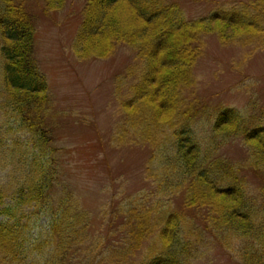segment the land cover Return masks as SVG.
Here are the masks:
<instances>
[{
    "label": "trees",
    "instance_id": "16d2710c",
    "mask_svg": "<svg viewBox=\"0 0 264 264\" xmlns=\"http://www.w3.org/2000/svg\"><path fill=\"white\" fill-rule=\"evenodd\" d=\"M65 2L0 0V171L9 178H0V264H194L203 243L237 264H264V109L221 110L210 123V143L244 138L243 167L203 149L191 116L205 37L264 49V0L192 21L175 0H87L74 49L81 59L133 51L118 138L158 150L148 169L154 191L113 202L102 214L105 231L93 230L62 181L49 85L35 56L33 6L49 14ZM244 168L260 182L257 198Z\"/></svg>",
    "mask_w": 264,
    "mask_h": 264
},
{
    "label": "rangeland",
    "instance_id": "374dc122",
    "mask_svg": "<svg viewBox=\"0 0 264 264\" xmlns=\"http://www.w3.org/2000/svg\"><path fill=\"white\" fill-rule=\"evenodd\" d=\"M175 1L192 21L232 11L254 0ZM86 2L66 0L64 7L49 14L33 6L37 19L35 56L49 85L62 181L91 214L93 230L105 231L107 222L102 214L113 202L117 205L127 197L154 191L148 169L154 168L158 150L132 138H118L124 132V105L129 99L122 75L134 60L133 51L123 46L110 59H81L74 49ZM233 42L223 43L215 35L205 37L203 54L193 69L197 100L193 103L197 105L191 116H196L192 128L203 149L208 151L212 146L215 157L243 167L249 161V147L243 137L226 141L218 137L217 144L210 143V123L221 110L252 116L264 109V49ZM244 173L251 195L257 198L260 182L251 177L248 168ZM7 176L8 171H0L1 182L7 184ZM175 202L180 204L181 200ZM45 220L38 223L39 231L46 228ZM198 252L201 257L194 264H237L215 244L203 243Z\"/></svg>",
    "mask_w": 264,
    "mask_h": 264
}]
</instances>
